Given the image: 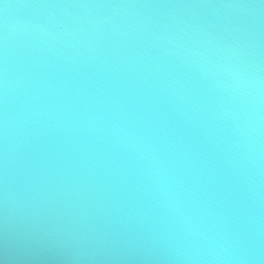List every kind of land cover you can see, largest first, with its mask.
<instances>
[{
    "label": "water",
    "instance_id": "water-1",
    "mask_svg": "<svg viewBox=\"0 0 264 264\" xmlns=\"http://www.w3.org/2000/svg\"><path fill=\"white\" fill-rule=\"evenodd\" d=\"M0 264H264V0H0Z\"/></svg>",
    "mask_w": 264,
    "mask_h": 264
},
{
    "label": "clouds",
    "instance_id": "clouds-1",
    "mask_svg": "<svg viewBox=\"0 0 264 264\" xmlns=\"http://www.w3.org/2000/svg\"><path fill=\"white\" fill-rule=\"evenodd\" d=\"M5 7H7V5Z\"/></svg>",
    "mask_w": 264,
    "mask_h": 264
}]
</instances>
